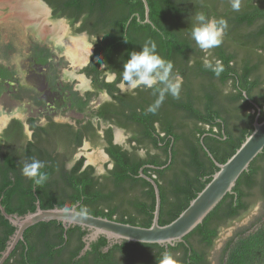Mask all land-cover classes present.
<instances>
[{
    "label": "trees",
    "instance_id": "trees-1",
    "mask_svg": "<svg viewBox=\"0 0 264 264\" xmlns=\"http://www.w3.org/2000/svg\"><path fill=\"white\" fill-rule=\"evenodd\" d=\"M47 1L52 7L59 4L63 9L74 11L84 8L94 10L84 16L79 31H87L94 36L103 35L95 43L96 50L92 56L95 64L100 63L97 60L99 56L109 68L120 72L123 63L129 58L128 53L139 52L145 42L151 40L156 43L157 52L173 63V76L178 73L183 77L179 99L171 95L165 96V100L173 103L169 109L160 106L153 113L142 108L137 114L133 112L132 118L141 129L143 137L150 139L154 147L157 148L156 139L165 142L166 148L169 138L174 140L171 160L166 168L142 170L145 176L154 177L158 186V224L170 223L217 170L203 146L221 164L252 132L256 110L244 98L243 92L260 107L259 121L264 119V0H241L238 12L232 10L231 0H146L149 20L154 27L138 23L135 17L129 20L135 11L140 20H144L140 0ZM104 10L112 12L104 13ZM197 12L227 21L228 28L223 43L211 50V56H215L211 60L213 66L216 60L221 61L222 71L219 75L204 67V54L191 39L193 16ZM59 16H64L71 24L80 17L78 13ZM189 60L194 61L191 66ZM0 77L8 78L7 71L0 69ZM111 86L107 85L106 88L111 90ZM152 105L154 102L148 105V109ZM228 117L236 120V124L228 125ZM155 120L160 124L159 130L164 133L163 137H158L152 126ZM181 150L184 152L183 158H179ZM106 152L113 162V168L102 181H93L87 172L77 173L78 165L69 172H62L69 190L60 194L46 190L53 183L50 186L35 185L26 178L22 181L24 177L19 178L17 174L14 175L15 182H11L7 175L10 171L9 161L6 159L0 165L1 206L7 214L22 216L35 210L36 199L39 200L41 209H70L79 202L77 211L111 220L108 214L113 212L111 205L117 201L122 206L136 210L139 215L135 217L126 210L120 216V223L148 228L153 217L154 193L151 185L139 177V170L145 164L155 167L165 165L169 159L167 149L164 159L150 155L141 159L111 145L106 148ZM50 170L49 166L46 173L49 174ZM22 183L36 187V199L31 190H15ZM14 194L21 196L18 203L12 206L8 203ZM23 196H27V202H24ZM257 197L264 200V150L250 163L248 170L240 175L232 193L227 194L181 243L166 250L158 245L125 242L122 247L139 252V257L134 258L138 259V264H160L164 252L171 253L178 264H209L207 255L218 236V230L246 213ZM103 202H106L107 213L105 210V214L102 210L95 213L97 205ZM74 230L65 231L66 239L63 238V229L54 237L41 230V235L37 237L40 246H36L39 250H35L33 244L28 247L29 264H39L41 261L43 264H80L90 254L100 264L108 263L112 250L118 248L114 246L108 254H101L99 247L91 244L92 250L75 260L83 243L81 238L74 236ZM72 239L77 240L78 245L63 257L62 252L70 247ZM105 242V239H101V246ZM5 246L6 239H3L0 241V249H5ZM34 250L38 251L37 255ZM130 258L125 251V261L135 264V260ZM221 259L222 264H264V221L254 232L248 235L237 234L235 239L228 241L223 247Z\"/></svg>",
    "mask_w": 264,
    "mask_h": 264
},
{
    "label": "flooded vegetation",
    "instance_id": "flooded-vegetation-1",
    "mask_svg": "<svg viewBox=\"0 0 264 264\" xmlns=\"http://www.w3.org/2000/svg\"><path fill=\"white\" fill-rule=\"evenodd\" d=\"M39 1L46 5V7L42 6L47 9V21L49 24L61 22L67 28L66 30H68V34L66 32V35L70 39H74L75 37H79L81 34L87 33V43L94 44L91 50H87L88 44L86 45V51L83 52L82 63L74 66V64L70 62L69 59L60 50L55 48L53 43L45 37L38 35L37 32L32 29H23L24 32H32L34 35L32 33L31 34L43 41L41 42L35 37L41 44L43 43L45 45L44 46L42 44L41 47L37 45L38 47H36L39 52L38 61L40 64L45 63L50 58L51 51L49 49L53 48L56 51L55 52L52 49L55 53L58 52L61 55L60 56L57 53L60 59L65 60V62L69 64L72 71H65L63 73V79L66 83L62 84L61 92L51 98L49 102L47 101L45 103L46 112L44 113L46 116L44 115L43 117L38 118L31 115V113L27 114L20 109L14 110L12 113L0 112V165H3L6 159H8V167L10 171L7 175L9 180L11 182H15V174H17L19 178L23 177L21 174L23 165L27 162V160L31 161L32 158H36L44 162L45 172L46 168L49 166L51 167L48 174V180L43 185L50 186V183H53L54 185L46 190H51L60 194L61 192L69 190L62 178L64 176L62 172H69L75 169L78 165L79 167L76 170L77 173L87 172L89 178L93 181H102L104 176H106L113 168V162L106 152V148H108L109 145L118 146L120 147L121 152H128V154L135 155L141 159H144L149 155L164 159L166 149L169 157V151L171 154V150L173 148V138H169L170 142L168 148L165 147V142H161L159 139H156V148L153 146L150 139L143 137L141 129L136 122L132 120V118H134L133 112L137 114L142 111V108L148 111V105L153 102L155 103L158 98V93L154 90H146L143 88L136 89L135 94L128 92L122 93L117 87L120 82V73L117 71V80L109 83L107 82L105 69L101 68V62L95 64L96 62L92 59L96 50L95 43L97 40H100L103 35L94 36L90 35L87 31L80 32L79 29L82 27L84 16L94 10L84 8L80 11H74L63 9L59 7V4H57L56 7H52L47 0ZM108 12H112V10H104V13ZM123 12H126V10H123ZM72 13H78L80 15L74 24H71L64 16H59ZM135 15H138L136 11L132 13L129 20L135 17ZM203 54V59H205V53L203 52ZM214 58L215 56H207V59L210 62ZM0 69L5 70L8 73V78L3 79L0 77L2 82H9L13 80V73L9 69L1 65ZM82 82L85 85L83 87L81 85ZM107 85H112L110 87L111 90L106 88ZM29 93H32V91L24 87H18L17 92L12 96L18 103L33 101V97L25 95ZM100 95L104 96L103 100H101L102 98H100ZM164 101L160 106H164L169 109V107L173 105V103L169 102L168 99H164ZM71 110L77 115H83V117L81 119L74 120L73 123L62 120L63 114ZM55 117L58 118V120H56ZM227 121L230 126L236 124V120L232 118H229V120L227 119ZM159 125L158 120H155L152 123L158 137H163L164 133L160 132ZM115 130H118L123 134V138L120 141H115ZM214 131H216V129H214ZM84 144L89 147L99 146L101 148V155L104 160L101 173L98 174L92 165L85 164L83 153L80 152ZM183 154L184 152L181 150L179 158H183ZM145 166L152 165L145 164L142 165L140 169H150ZM24 179L25 177L22 181ZM15 190H31L34 198H37L35 193L36 187L34 185L31 187L27 183H22L21 186L17 187ZM20 194H14L8 204L12 206L17 204L19 201L18 199L21 196ZM23 198L24 202L28 201L27 196H23ZM36 201L39 202V200H35V207ZM79 205L80 203L77 202L75 207H78ZM97 207L98 210L95 212L97 214L101 210L103 213L104 210H107L106 202L98 204ZM111 207L113 212L108 215L112 221L119 222L120 216L126 210H128L129 213L135 217L139 216L136 210L127 208L129 206L126 205L122 206L117 201L112 203ZM105 213H107V211ZM4 221L6 220L0 214V241L6 239L7 242L13 235L14 228L7 221L6 224H4ZM77 228L78 227H71L69 229H75L73 231L74 236L81 238L80 240L82 242V238L85 236L86 231ZM62 229L63 227L60 223L50 222L39 223L28 228L23 233V239L17 243L14 250L3 264H29L27 254L28 247L30 244H33L35 245V250H39L36 249V246H40L37 241V237L41 235L40 231L45 230L50 237H54L59 234ZM101 239L103 238H98L96 242L92 243L95 244L94 246L99 247V252L101 254H108L114 246L118 247L115 250H112L108 263L104 262L102 264H131V262H127L124 259L125 251H127V253L131 256L130 260L133 259L132 261L135 260V264H138V259H134L139 257V252L136 249H125L122 247V242L119 245H112L106 252H103L108 245L105 242V245L101 246ZM76 245H78L77 240L72 239L70 247L66 248L62 252V256L64 257L69 251H72L73 247L75 249ZM3 250L0 249V254ZM35 250L34 253L37 255L38 251L35 252ZM91 250L92 249L90 248L88 251ZM76 259L78 258H75V260ZM39 264H43V261ZM80 264H100V261H98L95 256L90 254V256H88Z\"/></svg>",
    "mask_w": 264,
    "mask_h": 264
},
{
    "label": "water",
    "instance_id": "water-1",
    "mask_svg": "<svg viewBox=\"0 0 264 264\" xmlns=\"http://www.w3.org/2000/svg\"><path fill=\"white\" fill-rule=\"evenodd\" d=\"M144 9V20L141 21L135 15L140 24H153L149 20V7L146 0H140ZM44 7L46 5L41 3ZM62 21V20H61ZM244 98L254 107L256 114L252 123V132L245 137L235 152L224 162L218 163L209 151L203 146V150L216 167V171L211 175L208 183L197 193L188 206L170 223L159 225L160 196L154 177H147L139 170V177L148 182L154 193V210L151 224L148 228L132 226L120 222L108 220L106 218L94 217L78 212L76 207L70 209L51 208L41 209L39 202L33 212H28L22 216L7 214L0 203L1 216L14 228L13 235L6 242L5 249L0 254V264H3L14 250L17 243L23 239V233L30 227L39 223L56 222L60 223L64 229L63 238L66 239L65 231L71 227H78L86 231L82 238L83 247L76 258H80L90 250V245L98 240L105 239L106 252L112 245H119L122 242L128 244L158 245L165 250L181 243L183 238L200 225L206 216L219 204L227 195L232 193L236 181L243 172H246L250 163L264 150V119L259 121L260 107L249 100L245 94ZM202 143V140H200ZM171 160L169 159L163 166H145L154 170H163Z\"/></svg>",
    "mask_w": 264,
    "mask_h": 264
},
{
    "label": "rangeland",
    "instance_id": "rangeland-1",
    "mask_svg": "<svg viewBox=\"0 0 264 264\" xmlns=\"http://www.w3.org/2000/svg\"><path fill=\"white\" fill-rule=\"evenodd\" d=\"M0 12L3 14L2 18L6 17L5 10H0ZM31 33L24 32L17 26H7L2 21L0 22V65L13 73L12 81L2 82L0 80V112L12 113L14 110L20 109L27 114L31 113V115L41 118L46 116L44 113L46 112L45 103L58 95L61 92L62 84L66 83L63 73L72 70L69 64L65 60H61L60 54L55 53L56 51L48 43L55 52L49 49L51 51L50 58L40 64L38 61L39 52L36 47H41L43 43L41 44L39 42L41 40L35 36L38 41ZM87 50L91 49L88 47ZM18 87L32 91L25 95L33 97V101L16 102L12 95L17 92ZM100 98L103 100L104 96L100 95ZM82 117L83 115H77L71 110L63 114L62 120L73 123L74 120ZM55 119L58 120L56 117ZM114 136L115 141H120L123 138V134L118 130L114 131ZM80 152L83 153L85 164L92 165L98 174L102 172L104 160L99 146L89 147L84 144ZM263 221L264 200L257 197L252 201L246 213L218 230V236L207 255L209 264H222L221 255L225 244L231 239H235L237 234L248 235L254 232Z\"/></svg>",
    "mask_w": 264,
    "mask_h": 264
},
{
    "label": "clouds",
    "instance_id": "clouds-1",
    "mask_svg": "<svg viewBox=\"0 0 264 264\" xmlns=\"http://www.w3.org/2000/svg\"><path fill=\"white\" fill-rule=\"evenodd\" d=\"M231 8L233 11H240L241 0H231ZM227 28V21L223 18L206 16L203 12H197L193 16L191 39L205 53L204 67L212 70L216 75L222 71L221 61L216 60L215 66H213L207 56L211 55L212 49L223 43ZM77 39L87 44L88 35L87 33L81 34ZM93 44H89L88 47L92 49ZM128 57L127 61L123 63L122 71L119 72L120 82L117 87L122 93L135 94V90L140 88L154 90L158 93V98L154 105L148 109L153 113L160 107L166 95L179 99L183 77L178 73L173 76V63L164 59L157 52V45L154 41L145 42L139 52H129ZM97 60L101 62V68L105 69L107 82H115L118 72L109 68L101 57L98 56ZM193 63L194 61L189 60V66ZM44 167L43 161L32 158L30 162L23 165L21 174L26 179L33 181L35 185H42L48 180V174L43 171ZM160 264H178V261L171 253L164 252Z\"/></svg>",
    "mask_w": 264,
    "mask_h": 264
},
{
    "label": "bare ground",
    "instance_id": "bare-ground-1",
    "mask_svg": "<svg viewBox=\"0 0 264 264\" xmlns=\"http://www.w3.org/2000/svg\"><path fill=\"white\" fill-rule=\"evenodd\" d=\"M0 10L7 12L4 18L0 12V22L3 24L17 26L22 30L32 29L53 43L74 66L82 63L86 44L77 38H68L66 27L61 22L49 24L47 9L39 0H0ZM81 85L85 86L83 82Z\"/></svg>",
    "mask_w": 264,
    "mask_h": 264
}]
</instances>
